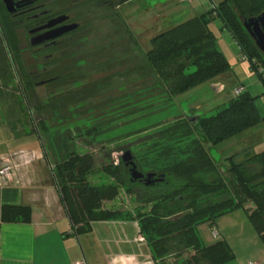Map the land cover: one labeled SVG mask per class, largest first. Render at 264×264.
I'll return each instance as SVG.
<instances>
[{"label":"trees","instance_id":"obj_1","mask_svg":"<svg viewBox=\"0 0 264 264\" xmlns=\"http://www.w3.org/2000/svg\"><path fill=\"white\" fill-rule=\"evenodd\" d=\"M113 1L123 6L133 0ZM37 4H27L29 14L35 11L33 7ZM52 11L44 10L18 21L20 15L10 14L0 0V37L12 66L17 68L15 72L30 114L40 115L44 106L32 103V83L24 77L26 68L17 26L29 22L35 28L60 16ZM263 12L264 0H224L212 10L158 33L151 40L152 48L146 57L153 71L168 86L170 97L174 99L231 70L209 29L215 18L222 20L264 82V57L244 24L258 19ZM192 68L194 71L188 73ZM262 120L255 98L244 91L227 105L218 107L214 115H201L196 122L184 115L177 124L166 126L157 133L159 141L151 142L141 156L131 144L120 146V152L131 151L133 163L143 178H134L132 165L123 160V155L116 162L110 149L93 154L72 148L71 144L76 142L72 136L65 138L61 154L55 156L49 154L52 150L45 144L41 146L52 182L77 234H89L96 222L132 220L138 223L140 234L152 248L155 260L162 264H167L164 260L174 251L194 252L193 264H225L235 259L228 243L220 240L205 245L198 227L213 226L219 218L243 211L264 244V151L246 154L241 159L232 156L228 159L230 164L223 168L205 144L217 147L244 135ZM36 128L39 140L43 141L40 129L47 131L43 119ZM85 137L97 136L89 131ZM122 193L134 200L135 212L105 207ZM219 195L227 198L205 206L198 202L201 198ZM31 219L30 206L4 204L1 208V220L5 223H30Z\"/></svg>","mask_w":264,"mask_h":264},{"label":"rangeland","instance_id":"obj_2","mask_svg":"<svg viewBox=\"0 0 264 264\" xmlns=\"http://www.w3.org/2000/svg\"><path fill=\"white\" fill-rule=\"evenodd\" d=\"M222 1L133 0L118 6L112 0H43L38 10L16 20L53 10L52 14L67 16V24H77L78 28L64 34L54 46L35 48L30 44L32 23L17 26L26 68L24 77L32 83V103L44 106L40 115L30 114L26 107L17 68L12 66L0 37V143L6 142L3 136L12 138L15 145L37 139L40 146L45 144L52 150L49 154L55 156L61 154L65 138L72 136L76 139L72 148L93 154L110 149L112 158L118 162L125 153L118 151L120 146L131 144L141 156L152 143L159 141L160 130L177 124L185 114L191 118L195 114L214 115L218 107L236 98V88L243 86L245 93L255 98L262 122L217 147L205 145L223 168L230 164L228 159L232 156L241 159L246 154L264 151V82L220 18L212 20L209 29L231 66L219 79L224 85L221 93L216 94L208 82L172 99L168 86L146 57L152 48L151 40L162 30L206 13ZM192 71L194 68L188 73ZM48 80L54 81L39 85ZM40 119L47 127V131L40 129L43 141L39 140L36 128ZM89 131L97 137H85ZM4 146H0V167L14 166L25 158L31 161L32 158L21 153L7 157ZM41 152L45 159L43 149ZM225 198V195L210 196L198 202L205 206ZM105 207L133 213L137 205L122 193ZM193 255L192 251H174L164 261L193 264Z\"/></svg>","mask_w":264,"mask_h":264},{"label":"crops","instance_id":"obj_3","mask_svg":"<svg viewBox=\"0 0 264 264\" xmlns=\"http://www.w3.org/2000/svg\"><path fill=\"white\" fill-rule=\"evenodd\" d=\"M220 78L211 82L216 94L223 91ZM3 138L4 155L21 153L32 159L13 164L14 181L0 179V213L4 204L26 205L32 208V219L30 223H5L0 216V264H75L82 259L87 264H160L135 221L96 222L89 234H77L38 140L15 145L9 136ZM198 234L205 245L220 240L228 243L235 259L225 264H264V244L243 211L227 214L213 226H199Z\"/></svg>","mask_w":264,"mask_h":264},{"label":"water","instance_id":"obj_4","mask_svg":"<svg viewBox=\"0 0 264 264\" xmlns=\"http://www.w3.org/2000/svg\"><path fill=\"white\" fill-rule=\"evenodd\" d=\"M4 4H5V7H6V10L10 13V14H13L17 11V9L20 7V3H17L15 2V0H3ZM68 20V17L67 16H62V17H59L57 19H53L51 20L50 22H48V24H46L45 26L43 27H40V28H37L33 31H31V34H35L41 30H44V29H52L53 27L57 26L58 24H61V23H64L65 21ZM264 21V14L262 16H260L258 19H251L249 20L248 22H245V27H247V25H254V26H257L259 27V23L260 22H263ZM78 28V25L77 24H70V25H66V26H63L61 28H58L56 30H52L51 31V34L44 37L43 39H41L40 37H34L30 40L31 42V45L32 46H37L41 43H43L44 41L46 40H55L59 37H62L64 34H67L71 31H74ZM248 28V27H247ZM255 35V34H254ZM256 37V38H255ZM255 40L258 44V46L260 47H264V33H256V36H255ZM215 93L218 92V90H214ZM186 115V114H185ZM188 116V115H187ZM201 114H198V115H194L193 118L189 117V120L191 121H195L198 119V117H200ZM123 160L127 163V164H130L132 165V172H133V177L134 178H143L144 175L142 173H140L137 169H136V166L134 165L133 163V160H132V154H131V151H127L123 154L122 156ZM148 177L150 178L151 175H148Z\"/></svg>","mask_w":264,"mask_h":264},{"label":"flooded vegetation","instance_id":"obj_5","mask_svg":"<svg viewBox=\"0 0 264 264\" xmlns=\"http://www.w3.org/2000/svg\"><path fill=\"white\" fill-rule=\"evenodd\" d=\"M15 2H17V3H20V7L17 9V11L15 12V13H17L18 15H27V14H29V9H26V6H27V4L28 3H38L35 7H33V9L34 10H38V8H40L41 6V2H42V0H15ZM264 14V12L261 14V16ZM55 19H57V18H55ZM51 20H48L47 22H45V23H42L40 26L38 25L37 27H35V28H33V29H31V30H29V35H30V40L32 39V38H34V37H40L41 39H43L44 37H46V36H48V35H50L51 34V31L52 30H56V29H58V28H61V27H63V26H66V25H70V24H67V22H69V20L66 22H64V23H61V24H58L57 26H55V27H53L52 29H44V30H41V31H39V32H37V33H35V34H31V31H33V30H35V29H37V28H40V27H43V26H45L46 24H48V22H50ZM72 24V23H71ZM248 27V28H247ZM247 27H245L246 28V30H247V32L249 33V35H250V37L254 40V42L256 43V45L258 46V44H257V42H256V40H255V36H256V33H264V21L263 22H260L259 23V27H257V26H254V25H247ZM255 34V35H254ZM255 37V38H254ZM61 37H59V38H57V39H55V40H46V41H44L43 43H41V44H39V45H37V46H35V48H47L48 46H54V45H56L58 42H59V39H60ZM258 48H259V50H260V52H261V54L263 55V57H264V47L262 48V47H260V46H258Z\"/></svg>","mask_w":264,"mask_h":264},{"label":"built area","instance_id":"obj_6","mask_svg":"<svg viewBox=\"0 0 264 264\" xmlns=\"http://www.w3.org/2000/svg\"><path fill=\"white\" fill-rule=\"evenodd\" d=\"M184 1L185 2H191L192 0H184ZM244 91H245V88L243 86H241V87L237 88L236 94L240 95ZM14 176H15L14 166L5 165L3 167H0V179L1 180L12 182V181H14ZM0 216H1V213H0ZM214 236L215 237L218 236L217 231L214 232ZM75 264H87V262L85 259H82V260L76 262ZM247 264H259V263L251 261V262H248Z\"/></svg>","mask_w":264,"mask_h":264}]
</instances>
